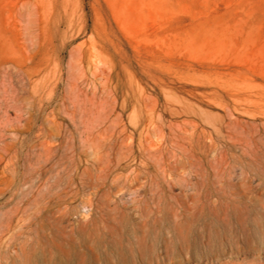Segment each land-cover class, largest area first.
Here are the masks:
<instances>
[{
    "label": "rangeland",
    "instance_id": "1",
    "mask_svg": "<svg viewBox=\"0 0 264 264\" xmlns=\"http://www.w3.org/2000/svg\"><path fill=\"white\" fill-rule=\"evenodd\" d=\"M0 264H264V0H0Z\"/></svg>",
    "mask_w": 264,
    "mask_h": 264
}]
</instances>
